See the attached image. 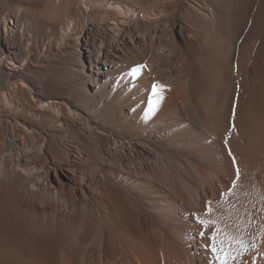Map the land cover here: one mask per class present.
I'll return each instance as SVG.
<instances>
[{
  "label": "bare ground",
  "instance_id": "bare-ground-1",
  "mask_svg": "<svg viewBox=\"0 0 264 264\" xmlns=\"http://www.w3.org/2000/svg\"><path fill=\"white\" fill-rule=\"evenodd\" d=\"M177 1L172 0L175 7L168 11L141 9L123 0H82L88 11H104L101 31L116 39L97 44L99 60L90 62L87 74L90 90L105 93L114 108L127 107L123 122L136 139L130 152L141 159L138 164L121 161L122 152L114 141L102 149L98 137L89 131L93 150L100 154L105 149L108 156V173L89 192V223L68 241L61 236L59 214L43 211L36 222L28 224L33 236L27 243L30 252L20 255L10 243H0V262L217 264L207 244L218 227L220 239L232 245L236 257L232 264H264V69L240 97L238 85L229 78V63L221 59V46L216 44L210 52L215 60L199 63L206 88L193 97L195 78L188 74L190 65L183 49L207 51L219 20L206 1L182 0L195 18L209 24L199 42L201 34L192 19L175 10ZM137 19L143 27L133 32ZM8 22L9 29L16 27L11 16ZM125 47L143 52L144 60L119 64ZM86 52L90 59L91 53ZM251 65L249 59L241 63L244 83ZM117 67L120 71L116 72ZM134 68L138 69L135 76ZM150 99L156 101L151 109ZM52 106L53 100L45 97L42 107ZM44 115L48 120L46 111ZM53 145L46 138L35 153L17 152V166L26 170L41 152L52 157ZM82 183L81 178L80 188ZM80 188L78 197L83 198ZM3 213L13 221L24 219L20 208L12 204L0 207V216ZM200 218L215 223L205 227L198 222Z\"/></svg>",
  "mask_w": 264,
  "mask_h": 264
},
{
  "label": "rangeland",
  "instance_id": "rangeland-1",
  "mask_svg": "<svg viewBox=\"0 0 264 264\" xmlns=\"http://www.w3.org/2000/svg\"><path fill=\"white\" fill-rule=\"evenodd\" d=\"M123 1L137 3L141 9L169 11L175 7L172 0ZM204 1L219 21L206 44L207 51L183 49L190 65L188 74L195 78L192 96L197 98L206 88L200 61L206 59L207 64L215 60L210 52L219 44V56L230 66L229 78L238 85L236 94L243 97L258 71L264 69V0ZM176 6V11L192 19L202 42L208 22L195 18L182 0ZM101 10L88 11L82 0H0V207L15 205L24 218L13 221L7 214L0 216V243L3 246L10 243L20 255L30 252L27 243L33 236L29 221L36 222L43 211L55 210L59 214L60 233L68 241L89 223V192L108 173L106 150L100 154L93 150L90 132L98 137L102 149L114 141L122 152L121 161L138 164L141 159L130 152L136 139L123 122L127 107L114 108L105 93L97 95L90 90L87 74L90 62L99 60L97 44L116 40L102 33ZM9 16L15 28L9 29ZM92 19L95 26L88 35ZM141 24L137 19L133 32L142 30ZM86 50L91 53V60L87 59ZM140 52L125 47L117 62L142 61L145 55ZM245 59L252 62L246 83L242 81L241 69ZM117 68L115 71H120ZM45 97L52 99L54 105L47 110L42 107ZM112 131L113 136H108ZM46 138L54 144L53 156L41 152L27 164L26 170H21L16 163L17 152L26 149L35 153ZM156 146L161 148L160 144ZM79 178L83 180L81 188ZM79 188L83 198L78 197Z\"/></svg>",
  "mask_w": 264,
  "mask_h": 264
},
{
  "label": "snow or ice",
  "instance_id": "snow-or-ice-1",
  "mask_svg": "<svg viewBox=\"0 0 264 264\" xmlns=\"http://www.w3.org/2000/svg\"><path fill=\"white\" fill-rule=\"evenodd\" d=\"M136 74H138V69H133L132 70V75L135 76ZM152 95L153 97H155L157 95V91H156V86L153 85V89H152ZM156 105V101L150 99L149 100V107L154 108ZM198 222L205 227H209L212 224H214L215 222L213 221H208L205 220L203 218H200L198 220ZM201 236H204L205 233L201 232L200 233ZM222 235L221 230L217 227L212 231L211 236L209 237V241L210 243L207 244L208 249L211 251V253L213 254V258L217 261V264H232V261L236 258L233 254H232V245L231 243H229L227 246L225 245V241L220 239ZM241 246L243 247L242 243ZM239 254V253H237Z\"/></svg>",
  "mask_w": 264,
  "mask_h": 264
}]
</instances>
